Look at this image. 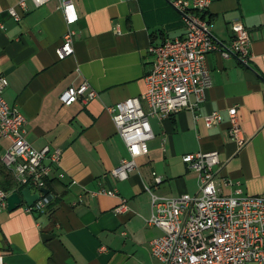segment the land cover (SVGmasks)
I'll return each instance as SVG.
<instances>
[{"label":"crops","instance_id":"crops-1","mask_svg":"<svg viewBox=\"0 0 264 264\" xmlns=\"http://www.w3.org/2000/svg\"><path fill=\"white\" fill-rule=\"evenodd\" d=\"M16 2L0 0V75L8 79L3 94L24 113L32 145L62 150L64 176L52 177L65 186L52 224L46 212H28L23 204L0 209L4 264H162L149 248L161 229L147 223L153 205L145 185L165 196L196 193L198 173L181 159L183 153L218 151L222 193L239 186L243 194H264V0L211 1L206 13L221 46L231 42L234 20L245 25L251 39L247 64L217 50L207 56L211 83L198 112L218 110L222 120L207 126L188 109L150 117L149 150L136 157L126 179L111 172L129 152L106 107L143 91L152 63L148 45L183 35L182 14L171 0H74L73 53L59 59L55 49L66 30L59 1L40 6L28 1L26 11ZM12 5L19 19L9 14ZM83 80L96 97L62 104L60 93ZM232 105L247 138L240 148L228 132ZM8 144L0 135V153ZM153 172L160 182H154ZM101 188L115 193L98 192ZM122 199L128 208L117 211Z\"/></svg>","mask_w":264,"mask_h":264},{"label":"built area","instance_id":"built-area-1","mask_svg":"<svg viewBox=\"0 0 264 264\" xmlns=\"http://www.w3.org/2000/svg\"><path fill=\"white\" fill-rule=\"evenodd\" d=\"M28 1L40 6L49 0H17L16 5L26 11ZM58 1L66 23L62 41L55 49L57 57L62 59L73 53L74 24L78 14L74 0ZM211 1L171 0L182 14L183 35L151 42L147 50L152 63L144 76L143 91L106 107L129 152L128 158L121 159L111 169L118 179H126L137 165L136 157L148 152V141L154 136L150 117L162 118L188 109L194 120L201 116L207 126L221 122L222 115L218 110L198 112L211 83L207 56L217 50L223 57L233 55L247 64L251 56V39L245 25L234 20L230 25L232 40L221 46L214 37L206 13ZM8 11L14 19L21 17L14 5ZM115 31L120 32L118 26ZM7 84L8 79L0 75V135L9 140L0 153V164L12 171L19 185H29L31 192L39 194L32 204L23 203L24 209L44 212L47 198L41 189L54 174L64 176L59 169L62 150L48 144L35 147L27 139L24 113L4 97ZM96 95L95 89L83 80L68 85L60 93L59 100L65 105L77 100L86 103ZM227 114L229 135L240 148L247 138L241 131L237 105L229 106ZM181 159L198 173L196 193L165 196L145 185L153 205L147 223L161 229V234L149 241L151 255L162 264H264V194H243L239 186L233 193H222L217 178V150L183 153ZM153 174L154 182H160L161 177ZM98 192L114 194L115 190L101 188ZM8 195L9 192L0 188V209L7 206ZM127 208V201L122 199L116 210ZM0 264H4L1 256Z\"/></svg>","mask_w":264,"mask_h":264},{"label":"trees","instance_id":"trees-1","mask_svg":"<svg viewBox=\"0 0 264 264\" xmlns=\"http://www.w3.org/2000/svg\"><path fill=\"white\" fill-rule=\"evenodd\" d=\"M0 174L2 175V179L0 180V188L4 190H12L15 192H20L23 186L19 185L15 180L12 172L9 168L2 164L0 168ZM64 183H62L58 178L50 177L45 181V196L47 201L45 203L44 212L48 214V218L50 219V223L54 222L53 219V211L54 207L64 192ZM36 213H40L39 211H35Z\"/></svg>","mask_w":264,"mask_h":264},{"label":"water","instance_id":"water-1","mask_svg":"<svg viewBox=\"0 0 264 264\" xmlns=\"http://www.w3.org/2000/svg\"><path fill=\"white\" fill-rule=\"evenodd\" d=\"M42 191L46 192L47 189L42 188ZM39 194L37 192H31L30 186L26 185L20 192H12L7 196V208L13 209L22 205L23 203L32 204L37 200Z\"/></svg>","mask_w":264,"mask_h":264}]
</instances>
